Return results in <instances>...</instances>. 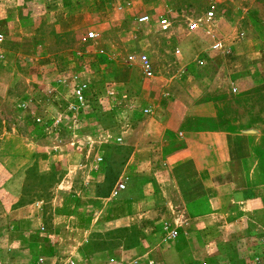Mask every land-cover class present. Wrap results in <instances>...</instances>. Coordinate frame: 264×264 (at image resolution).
<instances>
[{
	"label": "rangeland",
	"instance_id": "374dc122",
	"mask_svg": "<svg viewBox=\"0 0 264 264\" xmlns=\"http://www.w3.org/2000/svg\"><path fill=\"white\" fill-rule=\"evenodd\" d=\"M76 1L0 0V264H264V191L257 229L213 238V247L202 233L165 245L163 224L129 219L122 191L111 195L128 155L121 133L147 79L136 25L144 14L130 9L139 0H78L84 18L76 26ZM78 86L83 105L74 100ZM199 108L212 116L196 125L210 129L259 124L264 84L205 97ZM258 169L253 179L264 186V164Z\"/></svg>",
	"mask_w": 264,
	"mask_h": 264
},
{
	"label": "crops",
	"instance_id": "0c3cea01",
	"mask_svg": "<svg viewBox=\"0 0 264 264\" xmlns=\"http://www.w3.org/2000/svg\"><path fill=\"white\" fill-rule=\"evenodd\" d=\"M98 1L91 5L98 6ZM178 2L181 7L172 9L162 0L130 4L131 11L149 17L148 23L133 20L131 26L142 28L140 47L153 75L144 79L133 119L121 133L128 155L118 180L129 219L155 218L154 225L177 231L171 242L202 233L213 247V238L222 243L258 227L255 218L264 186L253 178L264 164V112L255 109L261 123L236 121L231 130L210 129L195 120L212 116L199 108L205 97L243 93L264 84V0ZM69 8L76 26L82 25L83 2ZM121 11L115 7L114 13ZM207 11L213 14L210 26L204 20ZM52 13L47 11L45 19ZM190 24L195 27L190 29ZM216 40L221 49L212 48ZM197 59L202 61L199 66ZM239 98L241 103L246 99ZM71 178L66 175L63 188ZM82 221L84 232L91 220ZM144 225L152 227V222Z\"/></svg>",
	"mask_w": 264,
	"mask_h": 264
},
{
	"label": "built area",
	"instance_id": "2783aa9c",
	"mask_svg": "<svg viewBox=\"0 0 264 264\" xmlns=\"http://www.w3.org/2000/svg\"><path fill=\"white\" fill-rule=\"evenodd\" d=\"M204 20L205 22H208V25L210 26V22L213 20V14L211 11H207L204 13ZM149 22V17L146 15L140 16L138 18H136V23L138 25H143ZM162 25L165 27V24L162 22ZM190 29L195 27V24H190ZM207 35H209V32L207 33ZM92 34L89 33L88 37H91ZM2 41V36L0 35V42ZM213 49H221V43L219 40L214 41V44L212 45ZM177 53V51H175ZM138 63L140 66V69L142 71V74L146 77V78H151L152 77V66H151V62L149 60V58L144 55L141 54L138 58ZM195 64L196 65H201L202 61L200 59L195 60ZM73 96H74V100L75 103L78 105H83L84 104V95H83V90H82V86H78L74 92H73ZM148 111L147 110H143V113L146 114ZM100 159H97V161H99ZM124 188L123 184H118L114 187V189L111 192V195H115L117 192L122 191ZM163 229L165 230V236L163 238L164 243L166 242H171L173 239L176 238L177 236V231L174 229H169L167 228L166 225L163 226ZM112 262V260H110ZM68 264H73V262H67Z\"/></svg>",
	"mask_w": 264,
	"mask_h": 264
}]
</instances>
